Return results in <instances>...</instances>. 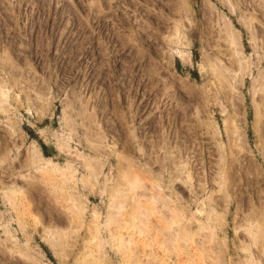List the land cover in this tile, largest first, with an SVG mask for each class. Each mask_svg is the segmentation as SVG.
I'll return each mask as SVG.
<instances>
[{
	"label": "rangeland",
	"instance_id": "374dc122",
	"mask_svg": "<svg viewBox=\"0 0 264 264\" xmlns=\"http://www.w3.org/2000/svg\"><path fill=\"white\" fill-rule=\"evenodd\" d=\"M2 91L0 264H264V0H0Z\"/></svg>",
	"mask_w": 264,
	"mask_h": 264
},
{
	"label": "bare ground",
	"instance_id": "6f19581e",
	"mask_svg": "<svg viewBox=\"0 0 264 264\" xmlns=\"http://www.w3.org/2000/svg\"><path fill=\"white\" fill-rule=\"evenodd\" d=\"M229 25V24H228ZM227 29V28H226ZM230 30V29H229ZM175 34H177V33H179V31H178V29H177V27H176V29H175ZM227 31H228V29H227ZM228 37H229V35H231V32L230 31H228ZM230 38V37H229ZM233 38V37H232ZM237 38V37H236ZM236 38H233L234 40H236ZM238 39V38H237ZM232 42V41H231ZM178 52V51H177ZM176 52V53H177ZM2 93V94H1ZM0 93V96L2 95V97H5L6 95H5V93L2 91ZM2 97H0V98H2ZM152 147L154 148V145H152ZM96 150V149H95ZM95 150L93 149V150H91V151H94L95 152ZM93 152V153H94ZM92 153V152H91ZM92 153V154H93ZM97 153V152H96ZM95 153V154H96ZM99 153V152H98ZM97 153V154H98ZM95 154H94V156H95ZM175 158V157H174ZM174 158H172V159H174ZM28 160H29V167L31 168V167H34V168H37L36 166H35V164H36V162H35V160H37V158L33 155V154H30L29 155V158H28ZM174 164H177V163H175L174 162ZM176 167H177V165H175ZM175 168V167H174ZM173 168V169H174ZM176 169V168H175ZM174 169V170H175ZM93 173V172H92ZM92 173H91V171H90V173H88L89 174V176L90 175H92ZM94 175H96L95 173H94ZM99 174H97L96 176H98ZM222 175V174H221ZM224 175V174H223ZM96 179H97V177H95ZM119 192V191H118ZM123 196V195H122ZM111 197V196H110ZM124 197V196H123ZM125 197H127V196H125ZM113 198H115V197H113ZM118 198V197H117ZM137 198L139 199V200H137L138 202L140 201V199L141 198H144V195L141 193V194H139L138 196H137ZM152 199H154L155 197H151ZM132 199V198H131ZM135 201H136V199H135ZM254 213H256V211H254ZM256 235V234H255ZM258 237V236H257ZM252 238V239H251ZM250 239L252 240V243L254 244V245H256V239H255V236H252V237H250ZM251 243V242H250ZM263 243V242H262ZM263 245V244H262ZM264 253V252H263ZM253 254V253H252ZM250 261V260H249ZM254 262V261H253ZM248 263V262H247ZM253 264V263H252ZM254 264H255V262H254ZM259 264V263H258Z\"/></svg>",
	"mask_w": 264,
	"mask_h": 264
}]
</instances>
